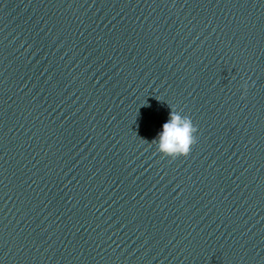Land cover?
<instances>
[{
	"label": "clouds",
	"instance_id": "1",
	"mask_svg": "<svg viewBox=\"0 0 264 264\" xmlns=\"http://www.w3.org/2000/svg\"><path fill=\"white\" fill-rule=\"evenodd\" d=\"M247 88V83L243 85ZM169 119L162 126V131L152 143L156 144L157 152L164 157L176 160L188 157L193 146L198 142L197 126L192 119L171 107Z\"/></svg>",
	"mask_w": 264,
	"mask_h": 264
}]
</instances>
